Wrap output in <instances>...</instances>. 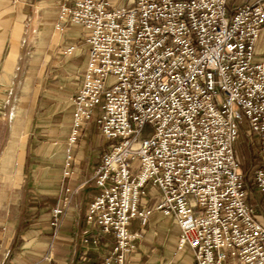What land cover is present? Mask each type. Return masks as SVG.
<instances>
[{"label": "built area", "instance_id": "2783aa9c", "mask_svg": "<svg viewBox=\"0 0 264 264\" xmlns=\"http://www.w3.org/2000/svg\"><path fill=\"white\" fill-rule=\"evenodd\" d=\"M230 1L60 4L54 28L80 26L87 45L63 176L79 129L92 127L103 150L83 243L112 237L100 264H129L154 211L175 221L192 264H264V223L234 151L244 122L257 153L251 185L264 197V0ZM69 202L50 210L54 230ZM131 220L141 228L131 232Z\"/></svg>", "mask_w": 264, "mask_h": 264}, {"label": "crops", "instance_id": "0c3cea01", "mask_svg": "<svg viewBox=\"0 0 264 264\" xmlns=\"http://www.w3.org/2000/svg\"><path fill=\"white\" fill-rule=\"evenodd\" d=\"M65 1L0 0V264H100L113 244L111 236L100 237L99 243L103 240L108 247L107 254L103 255L97 246L85 247L83 243V238L95 231L86 223L85 214L88 204L98 193L92 176L101 152L96 155L95 149L86 150L82 145L70 149V174L64 177L67 154L62 144L66 143L67 132L53 152L55 160L50 164L47 159L52 152L30 153L28 119L23 114L15 115L17 92L21 89L25 94L28 90L20 85V79L29 77L25 73L29 60L25 59L27 51L33 39L46 38L49 30L54 42L53 65L64 68V78L80 73L79 82L71 92L66 91L60 101L63 108H56L58 112L64 111L65 128H71L73 106L70 97L83 79L87 45L80 26L68 25L61 31L54 28L60 4ZM245 1L252 0H231L230 4ZM72 44L77 48L80 44L85 47L81 60L75 65L69 59L73 53L63 54L64 47ZM75 52L74 56L78 50ZM92 141V146L98 147L93 137ZM32 156L35 157L33 162ZM66 187L70 188L69 193L64 191ZM66 194L70 195V202L54 230L50 224V210ZM156 212L150 215V222L156 219ZM178 234L177 227V232L170 236L174 250ZM147 236L148 231L143 227L129 264L140 258L138 251L142 250L143 242L147 243ZM189 252L191 255L186 263L192 264L193 254Z\"/></svg>", "mask_w": 264, "mask_h": 264}, {"label": "rangeland", "instance_id": "374dc122", "mask_svg": "<svg viewBox=\"0 0 264 264\" xmlns=\"http://www.w3.org/2000/svg\"><path fill=\"white\" fill-rule=\"evenodd\" d=\"M52 31H47L46 38H41L39 40L37 37L31 41V46L29 47L25 59L28 62L25 64V72L29 74L28 78L20 79V85H25L28 87L26 93H22L20 89L17 92L16 105V116L23 114L28 120V126L30 127V153L34 152H47L48 163H53L55 160V154L53 153L55 149L60 145V140H64L65 133L69 135L70 127L65 128L63 123L64 111H56V108L61 109L60 101L66 94V91H72L75 85L79 82L80 73H72V76L64 78L65 73L64 68H59L53 65V48L54 42L52 41L51 33ZM264 40V38H263ZM84 45L80 48L76 45V52L78 54L74 56V52L69 59L72 61L73 65L81 60ZM75 52V53H76ZM78 77V79H76ZM39 87V89H38ZM57 88L58 90H54ZM61 90V91H60ZM39 91V94H37ZM69 92V93H70ZM57 104V105H56ZM65 107V106H64ZM244 122L242 128L240 129L239 136L234 145V151L236 158L240 164L241 171L247 180L246 183L249 187V200L251 203L256 204V215L264 223V200L260 198L259 195L251 185L250 176L254 168V163L257 162L256 148L251 143L250 138L252 137L246 133L244 130ZM79 134V139L72 144L71 151L74 147H79L82 145L86 150H96L97 153L103 150L98 142V147L92 146V137L95 139V131L92 127L84 129L81 127ZM66 143L63 145V150L67 148ZM56 142V143H54ZM101 150V151H100ZM33 157V156H32ZM35 157L31 158V162L35 161ZM50 161V162H49ZM145 202L152 204V198L150 194L144 199ZM143 202V201H142ZM156 219L153 222L147 220L144 225L146 232L148 231L147 243L143 242L142 250L138 251L140 258L137 260H132L131 264H188L186 259L189 257L190 252L188 248L183 250H175L171 247L170 236L171 233L177 232V226L175 221L170 217L162 216L159 212H156ZM159 215V216H158ZM150 218V217H149ZM148 218V219H149ZM131 231L134 229L139 230L141 225L137 220L130 221ZM145 241V240H144ZM99 253L106 255L107 246H105L103 240L98 244Z\"/></svg>", "mask_w": 264, "mask_h": 264}, {"label": "trees", "instance_id": "16d2710c", "mask_svg": "<svg viewBox=\"0 0 264 264\" xmlns=\"http://www.w3.org/2000/svg\"><path fill=\"white\" fill-rule=\"evenodd\" d=\"M256 164H257V162L254 163V166H255ZM260 198L264 200V197H263L262 195L260 196ZM263 202H264V201H263Z\"/></svg>", "mask_w": 264, "mask_h": 264}]
</instances>
